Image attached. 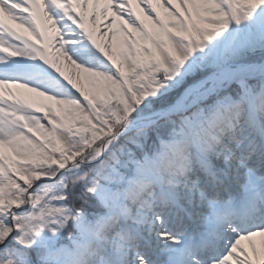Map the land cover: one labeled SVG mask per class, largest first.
Instances as JSON below:
<instances>
[{
  "label": "snow or ice",
  "instance_id": "obj_1",
  "mask_svg": "<svg viewBox=\"0 0 264 264\" xmlns=\"http://www.w3.org/2000/svg\"><path fill=\"white\" fill-rule=\"evenodd\" d=\"M0 264H264V0H0Z\"/></svg>",
  "mask_w": 264,
  "mask_h": 264
},
{
  "label": "bare ground",
  "instance_id": "obj_2",
  "mask_svg": "<svg viewBox=\"0 0 264 264\" xmlns=\"http://www.w3.org/2000/svg\"><path fill=\"white\" fill-rule=\"evenodd\" d=\"M102 9H103V5H100V7H99V9H98V11L101 12V17H100L99 23H100L101 25H104V24H105V20H104L103 15H102ZM137 10H139V9H137ZM89 11H91V8L89 9ZM109 18H110V17H109ZM103 31H106V29L102 28V32H103ZM121 36H122V34L118 35V36H117V39H120ZM98 38L101 39L102 42H105V41L107 40V37H104L103 35H100Z\"/></svg>",
  "mask_w": 264,
  "mask_h": 264
}]
</instances>
